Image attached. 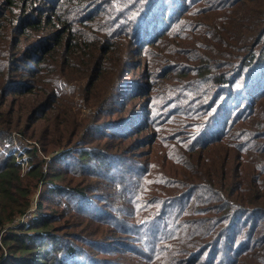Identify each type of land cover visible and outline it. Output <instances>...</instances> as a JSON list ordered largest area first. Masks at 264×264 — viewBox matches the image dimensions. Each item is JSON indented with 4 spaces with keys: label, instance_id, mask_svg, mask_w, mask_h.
<instances>
[{
    "label": "trees",
    "instance_id": "trees-1",
    "mask_svg": "<svg viewBox=\"0 0 264 264\" xmlns=\"http://www.w3.org/2000/svg\"><path fill=\"white\" fill-rule=\"evenodd\" d=\"M0 264H264V0H0Z\"/></svg>",
    "mask_w": 264,
    "mask_h": 264
},
{
    "label": "rangeland",
    "instance_id": "rangeland-1",
    "mask_svg": "<svg viewBox=\"0 0 264 264\" xmlns=\"http://www.w3.org/2000/svg\"><path fill=\"white\" fill-rule=\"evenodd\" d=\"M79 10L77 9V12H78ZM173 40H171L170 42H172ZM167 42H169V41H166V43ZM171 46V44H168L167 43V45L163 42L159 47H157V51H160V50H162L163 52H165V50H167L169 47ZM128 96V95H127ZM88 112V111H87ZM15 144L16 145H18L17 144V142H15ZM17 149H18V147H17ZM22 149V148H21ZM19 151V150H18ZM14 156H16L17 158H19V159H21V161L23 160V159H25V160H27V162L25 163V165L24 166H27L28 165V163H29V161H28V157H29V155L22 149L21 150V152H16V153H14ZM42 186L39 188V190L37 191V194H36V196H35V203L40 199V195H41V193H42Z\"/></svg>",
    "mask_w": 264,
    "mask_h": 264
},
{
    "label": "built area",
    "instance_id": "built-area-1",
    "mask_svg": "<svg viewBox=\"0 0 264 264\" xmlns=\"http://www.w3.org/2000/svg\"><path fill=\"white\" fill-rule=\"evenodd\" d=\"M17 158V157H16ZM20 162H21V165L26 168L25 163L27 162V160L23 159L21 161V159L17 158ZM35 212H36V207L34 206L33 208H31L27 213H25L24 215L22 216H19L16 221H15V225L18 226V225H23L25 223H28L30 222L34 217H35Z\"/></svg>",
    "mask_w": 264,
    "mask_h": 264
}]
</instances>
